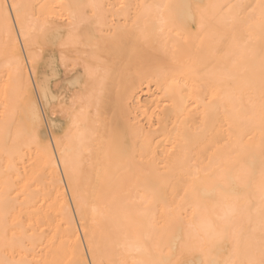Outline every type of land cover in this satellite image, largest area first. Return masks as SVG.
I'll return each mask as SVG.
<instances>
[{"label":"bare ground","instance_id":"1","mask_svg":"<svg viewBox=\"0 0 264 264\" xmlns=\"http://www.w3.org/2000/svg\"><path fill=\"white\" fill-rule=\"evenodd\" d=\"M0 4V264H264V0Z\"/></svg>","mask_w":264,"mask_h":264},{"label":"rangeland","instance_id":"2","mask_svg":"<svg viewBox=\"0 0 264 264\" xmlns=\"http://www.w3.org/2000/svg\"><path fill=\"white\" fill-rule=\"evenodd\" d=\"M21 49L22 50H24L23 49V46H22V44H21ZM23 52V54H24V56L26 55V53L24 52V51H22ZM26 57V56H25ZM30 70V72H31V69H29ZM31 77H33L32 75H31ZM32 80H33V89H35L34 90V93L36 94L35 95V100L37 101V104H38V106H39V108H40V110H41V113H42V115H43V121H44V126H45V129H44V135H45V139H48V140H52V138H54V137H56L58 134H60L61 133V131L63 130V125H62V123L59 121L60 120V118L59 117H57V118H55L54 119V121H55V123H52L51 122V120H50V118H46V116H44L45 114H44V111L46 112V106L43 104V100L41 99V97L39 96V94H38V92H37V89H36V84H35V81H34V77L32 78ZM35 87V88H34ZM40 99V100H39ZM141 99L143 100V101H145V100H147L148 99V95L147 94H145V93H143V94H141ZM42 105V106H41ZM49 119V120H48ZM50 122H51V125H50ZM47 125V126H46ZM60 126H61V128H60ZM53 130V131H52ZM49 132V133H48ZM50 135V136H49ZM52 137V138H51ZM51 138V139H50ZM52 142V141H51Z\"/></svg>","mask_w":264,"mask_h":264},{"label":"snow or ice","instance_id":"3","mask_svg":"<svg viewBox=\"0 0 264 264\" xmlns=\"http://www.w3.org/2000/svg\"><path fill=\"white\" fill-rule=\"evenodd\" d=\"M3 7H4V5L3 4H0V9H2ZM10 7L13 8V9H17L18 10L20 6L19 5L12 4ZM19 19H20V17H19L18 14L15 17H11V15H10L9 12H5L4 13V20H5V22H8L9 20H11L13 27L15 26V23L19 22ZM20 31L21 32H24V29L21 28ZM28 41H29V36H28L27 33H24L25 46H27Z\"/></svg>","mask_w":264,"mask_h":264}]
</instances>
